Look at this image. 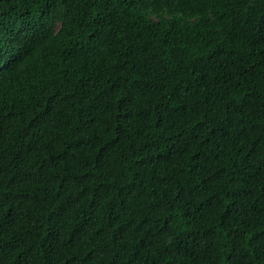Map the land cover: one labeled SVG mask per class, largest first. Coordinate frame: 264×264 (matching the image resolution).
<instances>
[{"label": "trees", "instance_id": "obj_1", "mask_svg": "<svg viewBox=\"0 0 264 264\" xmlns=\"http://www.w3.org/2000/svg\"><path fill=\"white\" fill-rule=\"evenodd\" d=\"M0 264H264V0H0Z\"/></svg>", "mask_w": 264, "mask_h": 264}]
</instances>
